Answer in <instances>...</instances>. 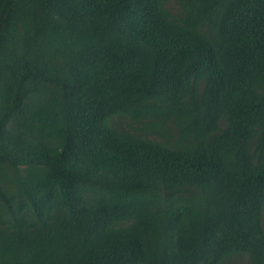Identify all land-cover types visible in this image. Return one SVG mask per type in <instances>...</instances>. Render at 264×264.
Returning <instances> with one entry per match:
<instances>
[{"label": "trees", "instance_id": "1", "mask_svg": "<svg viewBox=\"0 0 264 264\" xmlns=\"http://www.w3.org/2000/svg\"><path fill=\"white\" fill-rule=\"evenodd\" d=\"M0 0V264H264V0Z\"/></svg>", "mask_w": 264, "mask_h": 264}, {"label": "rangeland", "instance_id": "2", "mask_svg": "<svg viewBox=\"0 0 264 264\" xmlns=\"http://www.w3.org/2000/svg\"><path fill=\"white\" fill-rule=\"evenodd\" d=\"M169 7L173 10H177L176 2L174 0H169ZM263 227H264V218H263Z\"/></svg>", "mask_w": 264, "mask_h": 264}]
</instances>
